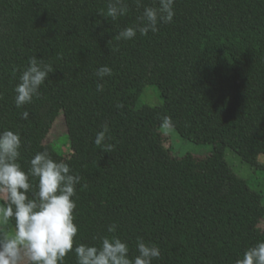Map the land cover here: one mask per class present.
<instances>
[{"label": "trees", "instance_id": "obj_1", "mask_svg": "<svg viewBox=\"0 0 264 264\" xmlns=\"http://www.w3.org/2000/svg\"><path fill=\"white\" fill-rule=\"evenodd\" d=\"M125 2L127 14L112 20L109 0H0V131L20 133L25 170L47 150L82 178L74 248L115 235L134 257L140 237L161 250L153 264H236L264 241V193L227 159L230 148L264 170V0H176L171 23L127 41L118 33L143 7ZM33 56L54 71L18 108L14 89ZM104 65L113 75L100 81ZM149 85L162 104H139ZM62 112L69 155L45 142ZM105 124L111 153L94 143ZM165 125L211 152L173 154ZM64 264H77L74 250Z\"/></svg>", "mask_w": 264, "mask_h": 264}, {"label": "clouds", "instance_id": "obj_2", "mask_svg": "<svg viewBox=\"0 0 264 264\" xmlns=\"http://www.w3.org/2000/svg\"><path fill=\"white\" fill-rule=\"evenodd\" d=\"M135 3L137 8L143 7V11L132 26L118 33V40H132L137 33L146 36L150 31L156 32L160 24L171 23L176 14V0H153L152 6H144L143 0H135ZM128 10L125 0H109L104 15L116 20ZM53 71L52 64L31 57L14 89L16 106L23 107L39 97L40 86ZM111 75L113 69L107 65L96 71L100 81ZM96 88L102 92L104 83L98 82ZM29 115L25 110L22 118L28 119ZM108 132L109 126L105 124L96 134L94 143L100 150L111 153L114 145L105 143ZM21 146L18 131H0V192L7 193L0 204V264H23L25 257L28 264H64L66 255L73 250L77 264H153V260L160 257V248L140 237L134 257L129 255L127 242L115 235L102 237L99 246L76 244L74 248L78 233L75 197L82 178L71 172L69 163L53 159L47 150L37 152L25 170L19 162ZM13 218L14 231H9ZM116 228L111 224L108 232L114 233ZM236 264H264V241L249 247Z\"/></svg>", "mask_w": 264, "mask_h": 264}, {"label": "rangeland", "instance_id": "obj_3", "mask_svg": "<svg viewBox=\"0 0 264 264\" xmlns=\"http://www.w3.org/2000/svg\"><path fill=\"white\" fill-rule=\"evenodd\" d=\"M163 99L160 95V91L157 86L149 85L139 100V104L148 105H160ZM166 137V144L173 147V154L182 156L187 153L197 155L199 158H204L208 155L213 145L212 144H199L190 140L185 139L174 127L171 125L163 126ZM46 143H54V146L58 151L64 154L72 153L71 141L69 137L68 127L66 118L62 112L56 119L53 128L51 129L48 137L45 140ZM227 159L234 168V170L243 178L247 179L252 186L257 189H261L264 193V170L257 168L251 163L243 160V158L233 149H227ZM260 160L264 162V155L260 157ZM2 198L7 196L6 192L0 193ZM4 201H0L3 204ZM9 231H14V225L9 222ZM261 227L264 228V218L261 222ZM27 263V258H24L23 264Z\"/></svg>", "mask_w": 264, "mask_h": 264}]
</instances>
